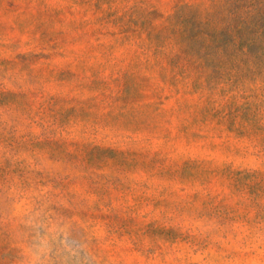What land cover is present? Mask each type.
I'll return each instance as SVG.
<instances>
[{
    "label": "rangeland",
    "instance_id": "rangeland-1",
    "mask_svg": "<svg viewBox=\"0 0 264 264\" xmlns=\"http://www.w3.org/2000/svg\"><path fill=\"white\" fill-rule=\"evenodd\" d=\"M0 264H264V0H0Z\"/></svg>",
    "mask_w": 264,
    "mask_h": 264
}]
</instances>
